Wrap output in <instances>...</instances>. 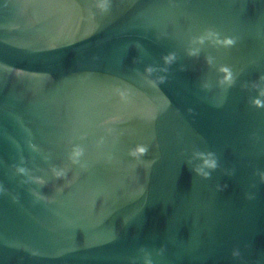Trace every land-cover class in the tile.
<instances>
[{"label":"water","instance_id":"obj_1","mask_svg":"<svg viewBox=\"0 0 264 264\" xmlns=\"http://www.w3.org/2000/svg\"><path fill=\"white\" fill-rule=\"evenodd\" d=\"M98 2L0 0V264H264V0Z\"/></svg>","mask_w":264,"mask_h":264},{"label":"clouds","instance_id":"obj_2","mask_svg":"<svg viewBox=\"0 0 264 264\" xmlns=\"http://www.w3.org/2000/svg\"><path fill=\"white\" fill-rule=\"evenodd\" d=\"M97 7L100 8L101 10H106L107 8V0H99ZM168 60L171 59V57L166 58ZM144 151H146V148H144L143 146L138 147L136 149V151L133 153V155H140L142 154ZM214 166V165H213ZM57 175H60V173H57Z\"/></svg>","mask_w":264,"mask_h":264}]
</instances>
